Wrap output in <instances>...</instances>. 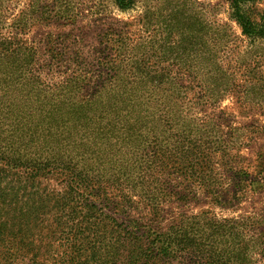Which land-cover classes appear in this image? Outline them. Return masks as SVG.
I'll list each match as a JSON object with an SVG mask.
<instances>
[{
    "label": "trees",
    "instance_id": "16d2710c",
    "mask_svg": "<svg viewBox=\"0 0 264 264\" xmlns=\"http://www.w3.org/2000/svg\"><path fill=\"white\" fill-rule=\"evenodd\" d=\"M48 1L0 0V264H51L59 244L63 264H264V214L188 209L264 188L220 108L264 86V65L227 60L232 26L147 19L134 36L108 19L88 44L70 0ZM252 1L230 0L233 20L264 41Z\"/></svg>",
    "mask_w": 264,
    "mask_h": 264
},
{
    "label": "rangeland",
    "instance_id": "374dc122",
    "mask_svg": "<svg viewBox=\"0 0 264 264\" xmlns=\"http://www.w3.org/2000/svg\"><path fill=\"white\" fill-rule=\"evenodd\" d=\"M15 8H20L25 0H11ZM63 2V0H62ZM50 6L52 2H47ZM70 5L75 7L78 18L74 24L77 32L84 34V39L88 44H97L95 40L101 29L107 27L106 20L118 19L129 23L128 31H133L136 35H144L142 32L147 19H210L218 22H226L232 26L234 33L238 36L235 45L227 49V60L235 62L238 58L250 62L252 73L257 75L262 73L264 65V41L263 39H251L240 35V28L233 20L230 0H136L135 4L123 11H119L109 0H70ZM246 10L254 19L264 11V0H253L246 4ZM51 14L46 13L44 19H50ZM102 19V20H100ZM62 29L58 27L57 30ZM45 28L41 25L35 28L34 34L40 38L45 33ZM236 46V47H234ZM81 47V46H80ZM234 48V49H233ZM85 47L83 48V50ZM238 52V54H237ZM237 64V63H236ZM165 65V64H163ZM242 65H245L242 63ZM253 74V75H254ZM263 76V75H262ZM251 86L245 102H240L236 94L226 97L220 103V108L225 111L226 122L236 126L247 125L249 144L242 149V155L247 156L251 163V180L264 178V157L259 159V153L264 155V86ZM237 90H243L238 87ZM239 101V102H237ZM261 171V172H259ZM209 208L218 216H231L240 213L264 214V188L258 187L250 193V198L239 204L220 206L208 204L207 198L201 196L194 206L188 207L190 211L199 208ZM107 227L101 226V231L106 232ZM68 248L59 244L57 247L58 256L51 264H63L64 255Z\"/></svg>",
    "mask_w": 264,
    "mask_h": 264
}]
</instances>
